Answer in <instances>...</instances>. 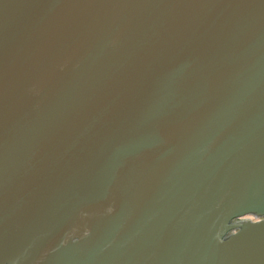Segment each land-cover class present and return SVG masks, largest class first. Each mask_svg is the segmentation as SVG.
Here are the masks:
<instances>
[{
    "label": "water",
    "instance_id": "95a60500",
    "mask_svg": "<svg viewBox=\"0 0 264 264\" xmlns=\"http://www.w3.org/2000/svg\"><path fill=\"white\" fill-rule=\"evenodd\" d=\"M0 264H264V0H0Z\"/></svg>",
    "mask_w": 264,
    "mask_h": 264
}]
</instances>
